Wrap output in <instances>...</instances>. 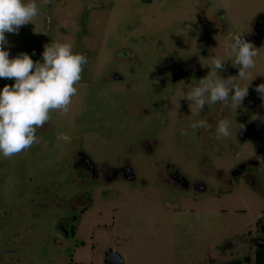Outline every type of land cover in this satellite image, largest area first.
<instances>
[{"label": "rangeland", "instance_id": "rangeland-1", "mask_svg": "<svg viewBox=\"0 0 264 264\" xmlns=\"http://www.w3.org/2000/svg\"><path fill=\"white\" fill-rule=\"evenodd\" d=\"M36 3L33 23L6 33L10 58L27 53L42 62L55 40L72 43L88 64L69 113L54 112L37 130L40 144L0 156V264H109L112 251L125 264H256L251 237L264 193L243 179L229 188L218 170L228 173L264 145V123L253 120L264 117L255 91L264 83V46L249 79H237L250 84L236 111L208 104L193 115L182 97L211 71L202 64L225 55L233 34L251 31L264 0ZM222 6L229 36L215 22ZM178 66L175 81L169 73ZM219 75L238 70L228 61ZM14 82L0 79V90ZM220 119L231 122L227 138H216ZM198 120L210 127L193 131ZM240 125L257 130L242 141ZM169 162L208 191L159 181ZM126 166L136 181L114 176Z\"/></svg>", "mask_w": 264, "mask_h": 264}, {"label": "clouds", "instance_id": "clouds-1", "mask_svg": "<svg viewBox=\"0 0 264 264\" xmlns=\"http://www.w3.org/2000/svg\"><path fill=\"white\" fill-rule=\"evenodd\" d=\"M40 14L36 0H0V79L15 81L0 90V156L5 159L39 145L37 130L51 122L54 112L69 113L73 97L78 94L77 85L82 80L84 66L88 64L87 57L75 52L72 43L55 40L44 46L42 62L33 61L27 53L10 58L6 33L18 34L21 27L33 23ZM244 34H233L223 46L224 56L214 55L209 58L210 64H202L211 71L195 81L182 97L193 115H199L208 104L219 105L222 111L229 106L236 111L248 96L250 83L242 86L237 79H249L259 52ZM228 61L238 70V75L225 79L219 73L225 70ZM255 91L264 102V83L257 85ZM253 120L264 123V117L258 114ZM189 127L193 131L207 130L210 125L206 120H198ZM230 129L228 119L218 120L216 138L229 137ZM240 129H244V125H240ZM180 134L189 133L182 129Z\"/></svg>", "mask_w": 264, "mask_h": 264}, {"label": "flooded vegetation", "instance_id": "flooded-vegetation-1", "mask_svg": "<svg viewBox=\"0 0 264 264\" xmlns=\"http://www.w3.org/2000/svg\"><path fill=\"white\" fill-rule=\"evenodd\" d=\"M227 11L226 8L223 6L220 9L219 13L215 14V22L219 25L225 35L229 36V26L227 25ZM244 37L249 42L253 43L254 46L259 49L264 46V14L261 13L256 16L254 25L249 33H245ZM179 67V72L169 73L171 78L175 81L179 80L183 76V69L181 66ZM113 77L118 74H112ZM264 76V73H263ZM120 78V76H119ZM262 108V107H261ZM255 127H246L241 129L239 132V137L242 141H246L251 136H253L256 132ZM262 139L264 140V132L261 134ZM264 145H258L256 153L252 156L246 155V157L239 162L236 166L231 168L229 172L222 171L221 169L218 170V175L220 177H224V181L228 185V187H235L236 184L243 179V182L248 184L249 186L253 187L256 191H261L264 193ZM260 174H258V170ZM121 176L128 182H134L137 180V174L132 171L130 166H126L120 170H116L114 172V176ZM159 181L164 183H170L171 185L175 186L176 188L182 189L184 191L195 190L197 192H207L208 191V184L203 180H192L188 175H185L181 172V170L174 166L172 163H168L165 170H162L159 174ZM113 177V178H115ZM112 178H109L111 181ZM230 190V189H228ZM198 196L195 198L197 199ZM168 206V205H167ZM177 208V207H173ZM194 208V206H192ZM251 241L257 245V248H264V209L260 211V215L256 220V232H254L253 236L251 237ZM263 245V247H260ZM257 249V250H258ZM256 250V251H257Z\"/></svg>", "mask_w": 264, "mask_h": 264}, {"label": "water", "instance_id": "water-1", "mask_svg": "<svg viewBox=\"0 0 264 264\" xmlns=\"http://www.w3.org/2000/svg\"><path fill=\"white\" fill-rule=\"evenodd\" d=\"M115 78H119V76L115 75ZM260 247H263V245H260ZM108 263L109 264H125V260L121 254H119L116 251H112L108 255ZM226 264H239V262H230Z\"/></svg>", "mask_w": 264, "mask_h": 264}, {"label": "trees", "instance_id": "trees-1", "mask_svg": "<svg viewBox=\"0 0 264 264\" xmlns=\"http://www.w3.org/2000/svg\"><path fill=\"white\" fill-rule=\"evenodd\" d=\"M256 264H264V248H259L255 255Z\"/></svg>", "mask_w": 264, "mask_h": 264}]
</instances>
